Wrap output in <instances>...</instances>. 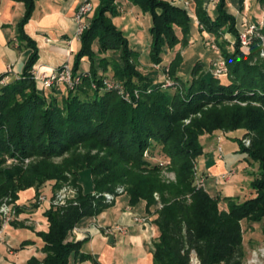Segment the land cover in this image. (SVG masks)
Segmentation results:
<instances>
[{"label":"trees","instance_id":"trees-1","mask_svg":"<svg viewBox=\"0 0 264 264\" xmlns=\"http://www.w3.org/2000/svg\"><path fill=\"white\" fill-rule=\"evenodd\" d=\"M13 1L24 4L20 37L32 53L22 76L0 83V204L7 196L17 202L31 189L37 200L41 187L68 171L78 189L76 204H51L46 209L48 231L39 234L46 257L42 261L32 258L28 264H69L71 256L78 257L83 242L71 238L74 228L83 218L107 208L104 194H115L118 187H124L132 206L141 201L147 203V210L162 205L154 220L159 232L153 244L154 264H191L193 252L200 264H243V222L260 223L264 237V60L261 39L251 36L243 46L227 0H219L214 10L207 5L210 0H186L185 5L170 0H99V9L89 16V26L79 38L72 64L73 75L81 76L82 82L73 90L60 86L42 92L32 78L39 51L24 32L36 0ZM124 1L152 18L150 57L155 66H162L165 47L174 53L188 43L192 27L186 3H193L199 31L215 37L226 64V81L205 75L204 65L198 62L186 87L177 75L181 62L177 52L168 67L175 86L155 84L156 78L140 70V53L113 24L120 14L119 3ZM245 1L240 0L242 7ZM259 2L264 4V0ZM226 34L233 36L234 43ZM96 41L97 52L93 49ZM106 54L112 56L96 62L97 56ZM83 61L89 67L80 73ZM4 77L0 76V82ZM109 78L132 95L131 103L118 90L105 88ZM237 130L251 138L249 148L242 142L239 145L248 154V162L259 163L260 175L250 185L251 198L242 203L227 199L228 208L221 210L218 198L194 184L195 168L205 153L204 136ZM155 145L170 159L176 183H164L160 179L163 166L145 158V152ZM80 147L89 151L78 161L61 166L50 162ZM14 157L41 161L25 172L19 167L3 169L6 158ZM84 170L92 173L94 194L82 192L79 174ZM48 193L52 201L54 196ZM88 257L81 254L80 260Z\"/></svg>","mask_w":264,"mask_h":264},{"label":"crops","instance_id":"crops-1","mask_svg":"<svg viewBox=\"0 0 264 264\" xmlns=\"http://www.w3.org/2000/svg\"><path fill=\"white\" fill-rule=\"evenodd\" d=\"M78 5L79 0H36L34 13L24 26V32L35 42L39 51L34 69L51 72L65 63L72 66L80 45V39L76 36L77 25L74 21ZM207 5L209 9L214 10L211 2ZM249 5L248 0L245 6H240L239 10L243 11ZM186 7H189L191 13L195 15L193 3ZM229 12L235 16L237 27L241 32L240 25L244 24L247 18H244L241 13L235 14L230 10ZM24 15L23 3L0 0V76L5 75L10 67L12 73L8 75L9 82L22 76L32 53L27 46V41L20 37V24ZM250 24L260 25L261 23L251 22ZM196 31L201 37H210L207 33H201L198 25ZM174 57L170 59L168 65ZM162 64L166 65L165 61ZM155 76L154 79L158 77V75ZM218 153L215 144L210 143L205 148L204 158L207 156L212 158V155L217 154V161L208 163L210 169L206 173L207 178L214 179L221 174L225 178V175L229 173L224 164V156L220 158ZM79 184L82 187L80 176ZM82 192L94 194V187L87 193L82 187ZM35 194V190L31 189L20 195L17 205L21 212L18 213L16 210L14 223L5 228L0 238V264H28L32 258L42 261L46 257L42 251L43 240H37L34 235L29 234L31 231L36 234L46 233L49 227L48 222L43 220L45 217L39 214L42 207H46L47 201L37 203ZM159 209L160 205L156 204L147 210L145 201L132 206L130 197L125 192L116 195L114 201L98 215L85 217L76 225L71 238L83 242L81 254L89 257L81 261V254L78 257L71 256L69 264H154L153 244L159 235L154 220ZM45 211L43 210L42 215ZM139 218H145L147 222H137L136 219ZM107 229H110L111 233H107ZM23 250L34 251V255L27 257L28 253H22Z\"/></svg>","mask_w":264,"mask_h":264},{"label":"rangeland","instance_id":"rangeland-1","mask_svg":"<svg viewBox=\"0 0 264 264\" xmlns=\"http://www.w3.org/2000/svg\"><path fill=\"white\" fill-rule=\"evenodd\" d=\"M92 1L94 10L91 14V17L94 16L99 9V0ZM170 1L179 5H183L186 2V0ZM247 2L248 0L245 1L243 6H245ZM249 2V7L247 9H244L243 11L239 10L241 6L240 0H227V7L231 12L235 14L241 13L244 18H247V21L244 24L240 25L242 29L241 34L247 30L249 25H252L250 24L251 22H254L256 24L261 23L260 26L257 27V30L254 31L253 37L259 38L262 41L263 51L261 53V57L264 60V35L261 33V29L264 27V24H262V22H264V4L260 3L259 0H249ZM211 5L213 8H215L214 3L211 2ZM119 11L120 14L113 19V24L119 31L123 32L124 36L128 39L130 46L133 47L135 51L140 53V70L143 71L144 74L152 78L154 77V75H158V77L154 80L155 84H161L165 81H168L171 84L169 86L170 88L175 86L174 78L171 76L170 71L166 72V68L169 67L168 63L170 59L175 56L177 52L181 54V62L177 71V75L180 77L181 81L186 87H188L189 81L191 80L192 70L198 62H201L204 65L203 70L205 72V75H214L213 64L216 59L220 57V53H217L213 48V46H215V37L212 35H210V37H201L198 34V32L196 31L197 19L195 15L191 13L192 29L188 37V43L186 44V46H178L176 48L177 50L174 53L172 52V50L165 47L163 59L166 65L162 64V66H160V68L158 69L155 68V65L151 63L150 57V28L152 27V18L150 14L141 12L139 8L133 6L130 3H119ZM178 36L180 39L182 38L181 33H179ZM226 39L234 43L233 36L226 34ZM98 47L99 44L96 41L93 45L94 51L97 52ZM109 55L112 56V54L97 56L96 62H99L101 58H106ZM118 56L119 55H117V58ZM88 67L89 64L83 61L80 66V73L86 72ZM150 72L153 73L150 74ZM226 78L227 76L220 79L225 82ZM108 81L115 84L118 83L117 81H113L111 78H109ZM39 90L41 92L43 91V87L41 85H39ZM239 104L243 107L247 105L246 103ZM190 121L191 119L186 120L185 124L189 125ZM202 140L207 144V146L210 143H212L213 145L215 144L217 152H219V149L221 147L225 161L224 164L227 168V173L231 171L232 174L231 176L227 175L225 178L223 177V174H221L220 176L214 177V179L216 180L207 178L206 173L210 169L208 163L210 164L211 162H216L217 154L212 155V158H210L209 156L204 158L203 156L200 160V164L195 168L196 174H194V184H198V182L202 178H204V187L206 191L212 197L218 198L220 200L219 208L221 210H226L228 208V203L226 201L227 199H232L236 202L242 203L245 200L251 198L253 195L251 194L250 185L254 180L259 178L260 165L259 163H255L253 161L248 162V154L241 152V148L239 145V142H242L245 147L249 148L251 146V138L245 137V133L242 130H237L228 133L218 132L211 136L206 135L202 138ZM246 142H249V145H247ZM88 151V149L80 147L63 155L62 157L54 158L50 162L54 166H61L66 162L78 161L85 154H87ZM92 153L96 154V151H93ZM144 156L151 162L161 164V166H163V169L160 172V179L164 183H176L177 177L174 170L170 166V159L166 157L161 146L155 145L151 151H146ZM40 161L41 159L39 158H28L25 160L18 159L17 157H14V159L6 158V162L2 168L11 169L14 167H19L25 172L29 170L33 165H37ZM79 175L81 177V185L84 192L87 193L93 190L94 185L91 171L84 170ZM73 178L74 177L72 172L68 171L65 172L64 175H59L56 180L48 181V183L40 188V196L46 197L47 201L45 202L47 204L46 207H42V210L39 213L41 216H44L42 215L43 210H46L51 203L52 197L48 192L53 194L54 197L52 200H58V202L60 203L58 206L55 205V207H66L73 202L76 203L74 195L78 193V189L73 183ZM54 185H57V190L54 189ZM119 188L120 187L116 188V190ZM45 192H47V194ZM154 197L157 201H160L161 197L158 193H155ZM6 200H10L9 202L13 210L16 211L18 209L17 207L19 206L17 205V202H15L11 196H7L3 199V201ZM37 203H40L39 198L37 199ZM161 207L162 205H160V208ZM43 220L48 222L46 218ZM0 221L2 225L3 216L1 214ZM242 225L244 230L243 249L245 252L243 264H264V237L262 225L260 223H249L247 221H244ZM29 234L32 236L34 235L37 240L42 239L39 233L36 234L35 232L31 231ZM22 253H28L27 257L34 255V251L29 252V250H23Z\"/></svg>","mask_w":264,"mask_h":264},{"label":"built area","instance_id":"built-area-1","mask_svg":"<svg viewBox=\"0 0 264 264\" xmlns=\"http://www.w3.org/2000/svg\"><path fill=\"white\" fill-rule=\"evenodd\" d=\"M212 3H214L215 7L218 4L219 0H211ZM189 3H186V6H188ZM94 10V5L92 0H79V5L76 10L75 16H74V21L77 25V31H76V36L79 38L85 31V29L88 28V17ZM257 30V27L255 25H249L247 30L241 34L240 40L243 44V46H246L248 44L249 37L253 36L254 31ZM215 51L217 53H220L219 49L217 46H213ZM155 68H160V66H155ZM213 69H214V76L217 78H222L227 76V68L225 61L223 58L220 57L216 59V61L213 64ZM169 71V68H166V72ZM12 73V69L8 67L6 70L5 77L1 80V85H5L8 82V75ZM32 78L33 80L38 84L43 87L44 90H49L54 87H60V86H66L69 89L73 90L75 87H77L81 82H82V77L81 76H74L72 73V66L69 63H65L62 66L53 69L51 72H45L41 71L40 69H33L32 70ZM164 87L168 88L171 84L168 81L163 82ZM104 86L107 90H118L119 94L122 95V97L129 103L132 102V95L124 90V87L122 86L121 83H111L108 80L104 81ZM93 88H96V85L93 84ZM136 97L139 96L137 92L134 94ZM247 145H249V142H246ZM219 154L220 158H223V152L221 150V147L219 149ZM232 172H229L227 175L231 176ZM205 179H201L198 182L199 187H204ZM125 190L123 188H119L116 190L115 194L112 193H106L104 194L105 201L107 203H111L114 201L116 195L124 193ZM10 200L3 201L0 204V214L3 216V224L0 227V238L3 234V231L5 228L11 224L12 222L15 221L16 218V211L13 210L12 206L10 205ZM46 201V197L40 196L39 197V202L43 203ZM51 204L53 206H58L60 203L58 200H52ZM76 204V203H75ZM137 222L141 223H146L147 219L145 218H139L136 219ZM107 233H111L110 229L106 230ZM191 263L192 264H200L197 255L193 252L191 254Z\"/></svg>","mask_w":264,"mask_h":264}]
</instances>
